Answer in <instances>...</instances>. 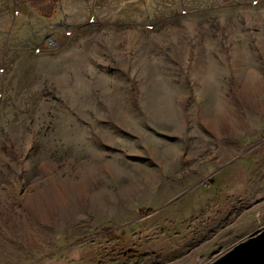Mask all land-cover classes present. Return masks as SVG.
Returning a JSON list of instances; mask_svg holds the SVG:
<instances>
[{
	"label": "rangeland",
	"instance_id": "rangeland-1",
	"mask_svg": "<svg viewBox=\"0 0 264 264\" xmlns=\"http://www.w3.org/2000/svg\"><path fill=\"white\" fill-rule=\"evenodd\" d=\"M37 2L0 0V264H209L263 230L264 0Z\"/></svg>",
	"mask_w": 264,
	"mask_h": 264
},
{
	"label": "water",
	"instance_id": "water-1",
	"mask_svg": "<svg viewBox=\"0 0 264 264\" xmlns=\"http://www.w3.org/2000/svg\"><path fill=\"white\" fill-rule=\"evenodd\" d=\"M209 264H264V229L235 244Z\"/></svg>",
	"mask_w": 264,
	"mask_h": 264
},
{
	"label": "trees",
	"instance_id": "trees-1",
	"mask_svg": "<svg viewBox=\"0 0 264 264\" xmlns=\"http://www.w3.org/2000/svg\"><path fill=\"white\" fill-rule=\"evenodd\" d=\"M37 1L38 0H30L33 8H35V9L38 8V2ZM43 17L44 18H47V19H50L52 17V13L51 14L44 15Z\"/></svg>",
	"mask_w": 264,
	"mask_h": 264
},
{
	"label": "bare ground",
	"instance_id": "bare-ground-1",
	"mask_svg": "<svg viewBox=\"0 0 264 264\" xmlns=\"http://www.w3.org/2000/svg\"><path fill=\"white\" fill-rule=\"evenodd\" d=\"M25 69H26V68H25ZM29 69H30V67L27 66V70H29ZM27 70H25V73H26ZM26 80L28 81L29 79L27 78Z\"/></svg>",
	"mask_w": 264,
	"mask_h": 264
}]
</instances>
